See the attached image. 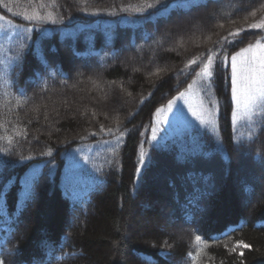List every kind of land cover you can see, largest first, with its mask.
I'll return each mask as SVG.
<instances>
[{"label": "trees", "instance_id": "1", "mask_svg": "<svg viewBox=\"0 0 264 264\" xmlns=\"http://www.w3.org/2000/svg\"><path fill=\"white\" fill-rule=\"evenodd\" d=\"M172 1L139 15L133 9L146 7L145 0H42L46 11L63 15L64 22L31 25L3 5L31 14L41 0H0V16L33 28L19 37L14 35L18 29L0 34V68L16 57L21 39L28 37L22 68H13L6 79L0 75V149L11 147L7 154L0 152V160L9 162L0 168V191L7 193L6 205L0 201V207L6 206L9 217L7 223L0 219V258L5 264H264V198L257 190L263 174L250 178L252 171L243 170V176L235 175L241 205L230 175L235 153L247 155L251 164L264 169L257 155H264V130L248 122L240 131L232 128L229 67H218L211 81L218 108L215 128L194 129L186 139L171 144L149 139L156 108L194 74L185 67L188 61L218 48L213 42L229 31L247 29L248 23L259 20L264 0ZM125 6H131L129 11L120 12ZM79 8L88 13L112 10L117 15L93 16ZM253 11L255 18L250 16ZM201 12L206 18L198 15ZM185 21L197 22L202 32L169 45L174 28ZM256 39L263 40L264 33L248 29L235 47L227 46L228 53ZM37 50L48 60L47 66L39 62ZM129 57L131 62L145 59L149 64L127 70ZM45 83L47 91L42 92ZM21 90L31 97L27 103ZM38 106L40 111H34ZM109 128L120 131L112 135ZM250 135L256 137L254 142L248 140ZM117 136L119 147L113 153ZM49 149L51 155H40ZM21 155L33 158L21 160ZM73 155L83 160L78 167H73ZM160 157L168 159L167 169L160 166ZM153 166L162 169L169 196L163 209L172 232L150 229L143 237L137 234L136 223L142 202L147 207L152 199L142 189ZM36 169L35 196L22 214L17 213L23 183ZM246 187L255 189L250 198L243 191ZM189 194L201 196L198 208L186 204ZM242 205L250 208L248 215L239 211ZM87 222L86 230H81ZM240 240L251 249L231 251Z\"/></svg>", "mask_w": 264, "mask_h": 264}, {"label": "snow or ice", "instance_id": "2", "mask_svg": "<svg viewBox=\"0 0 264 264\" xmlns=\"http://www.w3.org/2000/svg\"><path fill=\"white\" fill-rule=\"evenodd\" d=\"M29 3H32L33 0H28ZM78 2V0H77ZM85 3H87V0H84ZM54 3V0H53ZM166 3V0H145L146 7L143 8H135L133 9V12L135 14L143 15L145 12H147L149 9H154L158 6L163 5ZM8 12H12L13 16H20L23 21L28 22L31 25H45V24H62L64 22V16L55 15L52 11H46L45 9L48 7L45 3L41 2L39 3L38 9H33L31 14H28L27 12L19 13V12H13L11 7H8L7 4L3 5ZM114 7V6H113ZM131 6H125L121 7L119 9L120 12H128L129 8ZM261 8H264V5H261ZM79 11L85 12L88 15H101V14H107V15H117L116 11L112 10H101V9H95L92 12L88 13L86 8H79ZM250 16L252 18H255L257 16V12L253 11L250 13ZM70 18V17H69ZM244 19L247 21L249 19L248 16H245ZM0 34L8 35V29H18L19 32L14 33L16 36H20L21 33L24 32H31L33 30L32 27L24 28L21 24L13 23L12 20L6 19L4 16H0ZM235 22V21H233ZM220 27L222 28L223 25L221 24ZM248 29H256L260 30L261 33H264V16H262L259 20H256L255 22L248 23L247 29L241 27L237 28L235 31H229L226 36L220 37V39L214 41V45L218 46L213 47L207 50L206 54H202L198 58H194L188 61V63L185 65L186 68L189 69L190 72L194 73L196 76L201 77L203 81H207L208 83H211L214 72L217 70V68H225L230 67V75L226 78L230 81V89H231V100L236 105V110H239L243 108L245 117L247 119L248 124L251 125H258L262 130H264V43H262L261 39H256L255 43H249L246 47L240 48L239 51L235 52L234 54L228 53L227 46L235 47V45L239 42L237 38L240 36L242 32H245ZM42 31V30H41ZM208 39H211L209 36ZM27 40L28 37H23L21 39V43L19 45V49L17 51L16 57L12 58L9 62L5 63L2 68H0V75L4 76L5 79L9 76L12 69L19 66L22 68V56L21 53L24 51V49L27 46ZM36 56L39 59V62L47 66L48 60L43 55L41 50L36 51ZM217 61H219V65H217ZM199 69V71H197ZM183 72L184 70L181 69ZM19 75V73H17ZM39 75V73H37ZM61 83H66V81H62ZM192 85H189V88H191ZM42 92L47 91V85L46 83L41 88ZM20 95L24 97L23 103H27L28 100L31 99V97H27L25 93L21 90ZM186 93L180 92L176 97H173V99L169 100L167 105L161 108H157L155 115L159 117L164 112H171L173 108L176 105V102L178 100H183L185 98ZM143 101H141L142 103ZM17 104H21V101H17ZM36 112L40 111V107H36L33 109ZM236 110L233 111V118L235 120ZM182 111V110H181ZM188 111L191 113V115L195 118V120H198L201 125L204 124H211L212 121L205 120L200 112H198L196 109L189 106ZM95 116V113L92 114ZM252 116H257L259 119L253 120ZM44 119L47 120L48 116L45 114ZM31 122V121H29ZM160 121L157 120V123ZM100 131H105V128L103 125H100ZM109 134L115 135L116 132L120 131L119 128L116 130H113L111 128L106 130ZM20 135V133H18ZM26 136V133H24ZM89 135L94 136L95 133H89ZM81 139H84V137H80ZM38 139V137H37ZM151 139L153 142L157 141V130L155 127L152 128V136ZM256 137L249 136L248 140L250 142H254ZM117 143L116 147L113 148V153L116 152V148L119 147L120 137L117 136L116 138ZM240 143H243L241 141ZM8 144L12 145V140H8ZM158 147V145H156ZM142 147V145H141ZM11 151V147L7 149H0V152H3L4 154H7ZM51 155V149L48 150L47 153L41 152L40 155ZM140 163H145V153L143 151L140 152ZM258 156L261 157V160L264 161V155H261L260 153H257ZM33 158L32 155L29 156H20L21 160H31ZM85 162H87V157L83 158ZM71 160L73 161V167H78L79 161L77 158L73 155L71 157ZM9 162L6 160H0V168L6 166ZM111 163V161H109ZM141 169L137 168V177L140 178ZM39 178V170H33V173L31 177H29L26 181L23 183L22 188V198L19 199L17 204V213L22 214L24 208L27 206V203L30 202L34 196H35V185ZM9 184L12 183L11 181L8 182ZM5 188H7V184L5 185ZM245 193L248 194L249 198L251 195L254 194L255 189L253 187H246L243 189ZM6 195L7 193L5 191H0V201H3L6 205ZM201 199L200 195L197 194H189L186 196V204L193 207H199V200ZM0 219H2L5 223L8 222L9 217L6 210V206L0 207ZM18 222V220H17ZM221 235H228V233H222ZM195 240L197 242L201 241V236L196 235ZM227 247V245H225ZM238 248L241 249H251V245L248 243H245L243 240L237 241L236 246L232 247L231 251L235 252ZM3 251V241H0V252ZM72 255H75L74 253ZM188 255L191 257L192 253L189 252ZM240 256L244 255L243 251H240ZM0 264H5V259L0 258ZM240 264H243V261L240 262Z\"/></svg>", "mask_w": 264, "mask_h": 264}, {"label": "rangeland", "instance_id": "3", "mask_svg": "<svg viewBox=\"0 0 264 264\" xmlns=\"http://www.w3.org/2000/svg\"><path fill=\"white\" fill-rule=\"evenodd\" d=\"M184 1V0H182ZM194 2L195 0H188V2ZM175 1L173 0L172 3ZM196 2V1H195ZM170 7L166 8L165 10H169ZM202 17L206 18L207 15H205V12H201L200 14ZM264 16V15H263ZM209 18V17H208ZM210 20V19H207ZM187 23V24H186ZM185 24L187 26H185ZM202 32L200 28H198L197 22H186L179 26L178 28H174L172 36L169 37L168 44H173L177 38L183 37L184 39L187 38L191 33L193 32ZM262 43H264V39L261 40ZM255 43V41L251 42ZM248 45V44H247ZM247 45L243 46L246 47ZM242 48V47H241ZM238 49L237 51H239ZM236 51V52H237ZM234 54V53H233ZM198 58V57H197ZM130 60V61H129ZM133 59L130 57L127 59L129 62L127 65V70L129 68H133L135 65H137L139 68L145 67L149 64V60L145 59H138L136 61L131 62ZM145 60V61H144ZM138 69V68H137ZM199 71V69H197ZM229 73H230V67H229ZM171 77V75H170ZM192 85L191 88H189V85ZM180 92H185V98L183 100H178L176 102L175 107L171 112H164L159 117L153 115L152 119V126L150 128V135L149 139L151 142V136H152V128L155 127L157 130V141L153 143H162V144H171L174 141L181 140L183 138L186 139V137L190 136V134L193 132L194 129H211L212 127L215 128L217 126L218 122V108H217V101L212 91L211 83H208L207 81H203L201 77L196 76L195 74L192 75L190 80L185 83L184 86H181V89L178 90L176 94H174L169 100L173 99V97H176ZM168 100V101H169ZM168 101L164 103L163 105H160L157 108H161L167 105ZM189 106L196 109L198 112H200L205 120L212 121L211 124H204L201 125L198 120H195V118L191 115V113L188 111ZM156 108V109H157ZM182 110V111H181ZM236 110V105L231 100V126L236 131H240L241 128L245 126V123L247 122V119L245 117V113L243 108L236 110L235 120L233 118V111ZM157 120L160 122L157 123ZM192 146V144H191ZM92 151L91 149H87V154ZM181 152V150H180ZM244 155H245V149H244ZM233 168L230 172L231 175V181H235V175L238 174L239 177L243 176L242 173L243 170H247L251 173H249L247 176L252 178V175L255 174H263V178L261 179L262 185H260L257 190L259 195L264 198V169L260 168V165L251 164L248 161V156L245 155H233ZM159 160L161 161L160 166L162 168H166L168 166L167 158L160 157ZM79 165L83 162L82 159H78ZM214 162V160H212ZM211 162L212 164H214ZM78 165V166H79ZM215 171L218 172L217 163H215ZM154 166L149 170L148 173V182L145 185V188L142 189V193L144 192V196L146 197L148 193H151L152 199L148 201L147 207H145V201L142 202V208L138 211V218H137V234L139 236H143L148 234L150 229H156L158 232L167 230V232H172V228H167L166 224L168 225V218H165L164 213V205L169 201V196L167 193V190L165 189L163 183H162V169L157 168ZM235 170V173L233 172ZM254 177V176H253ZM234 194L236 195L238 199V205H241V197L239 196V190L234 182ZM164 187V188H163ZM238 195V196H237ZM239 197V198H238ZM156 202L158 204H156ZM239 211L244 214L248 215L250 208L245 207V205L239 206ZM94 215V211L91 213V216ZM161 222V224H160ZM160 224V225H159ZM88 227V222L81 227V230H86ZM180 233V228H175ZM148 231V232H147ZM144 237V236H143ZM180 238V236H177ZM178 240V239H177ZM176 243L178 241H175ZM88 256V255H87ZM86 256V257H87ZM92 263V262H91ZM90 264V263H89Z\"/></svg>", "mask_w": 264, "mask_h": 264}, {"label": "bare ground", "instance_id": "4", "mask_svg": "<svg viewBox=\"0 0 264 264\" xmlns=\"http://www.w3.org/2000/svg\"><path fill=\"white\" fill-rule=\"evenodd\" d=\"M157 204V203H156Z\"/></svg>", "mask_w": 264, "mask_h": 264}]
</instances>
